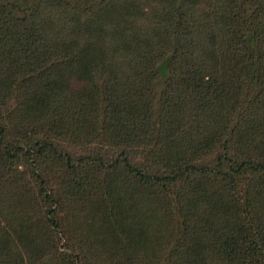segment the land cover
<instances>
[{
	"label": "trees",
	"instance_id": "trees-1",
	"mask_svg": "<svg viewBox=\"0 0 264 264\" xmlns=\"http://www.w3.org/2000/svg\"><path fill=\"white\" fill-rule=\"evenodd\" d=\"M0 264H264V0H0Z\"/></svg>",
	"mask_w": 264,
	"mask_h": 264
}]
</instances>
